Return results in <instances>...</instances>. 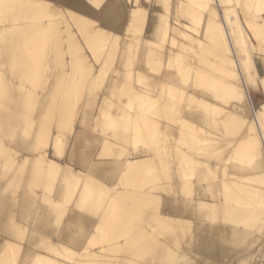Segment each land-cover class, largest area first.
I'll return each mask as SVG.
<instances>
[{"label":"bare ground","instance_id":"obj_1","mask_svg":"<svg viewBox=\"0 0 264 264\" xmlns=\"http://www.w3.org/2000/svg\"><path fill=\"white\" fill-rule=\"evenodd\" d=\"M262 143L264 0H0V264H254Z\"/></svg>","mask_w":264,"mask_h":264},{"label":"rangeland","instance_id":"obj_2","mask_svg":"<svg viewBox=\"0 0 264 264\" xmlns=\"http://www.w3.org/2000/svg\"><path fill=\"white\" fill-rule=\"evenodd\" d=\"M176 26V24H173V26ZM176 47V46H175ZM167 50H168V48L167 47H165L164 48V54H166V52H167ZM122 52V51H121ZM139 58V57H138ZM84 61V60H83ZM82 61V62H83ZM81 62V63H82ZM78 63H80V61L78 62ZM81 65H85V64H81ZM81 65L80 64H78L77 65V68L79 67H81ZM75 67H76V64H75ZM78 68V69H79ZM83 69V68H82ZM81 68L79 69V70H82ZM85 70V69H84ZM108 76H109V74H108ZM109 79V78H108ZM82 91V89L80 90V92ZM84 91V92H83ZM83 91H82V93H83V95H81V97L83 98L84 96H85V88L83 89ZM259 98H262V93L260 92L259 93ZM39 100V99H38ZM81 100H83V99H80L79 101H81ZM56 101H57V99H56ZM81 109H82V107L79 109L80 110V112H81ZM79 112V113H80ZM79 115V114H78ZM48 117V116H47ZM51 117V116H50ZM95 118H90V119H88V121H87V124L88 125H91V124H93L95 121ZM74 121V120H73ZM75 123V122H74ZM50 125V127H48V128H53V127H55L53 124L51 125V124H49ZM47 127H46V131L44 132L45 133V135L46 134H48L47 133V129H48ZM168 137V136H167ZM95 143V144H94ZM98 143V144H97ZM41 144H42V146L43 145H46V142H41ZM199 143L197 142V144H193V149L196 147L197 148V146H199L198 145ZM90 145V146H89ZM97 145V146H96ZM100 146H101V140L99 141V140H95V141H91V142H89V144H87V146H86V148L88 147L89 148V152L91 153V152H93V151H95L96 149H98V148H100ZM195 146V147H194ZM234 150V149H233ZM233 150H231V151H229V153L231 154H229L228 152L227 153H225L224 155H221L220 156V158H219V162L221 163V158L223 159L222 161V164L223 163H225L226 162V159L227 158H225V157H229L228 156V154L230 155V156H234V151ZM261 151L263 154H264V143H262V144H259V146H258V148L255 150V151H252V154L253 153H258V151ZM207 151H210L211 152V148H208L207 149ZM233 151V154L231 153ZM59 152H62L61 154H65V153H68L69 152V148H66L64 151H59ZM230 158V157H229ZM95 160H97V157H96V155L95 154H91V155H85V157L84 158H80V160H79V162H77V163H75L76 164V167H78V166H81V164H89V161H91V162H93V161H95ZM245 162V161H244ZM47 163V162H46ZM28 164H29V161L27 160V164L24 166V168L22 169V172H23V174H24V177H25V173H26V171H27V166H28ZM249 163H242L241 165H240V171L242 170V169H245V168H249ZM251 167V166H250ZM164 175V174H163ZM165 176V175H164ZM46 178H47V176H46ZM160 178V180L159 179H156L158 182L160 181V182H162V181H164V179H163V177H159ZM64 179H65V175H64V173H61V172H59L58 173V177H57V180L56 181H64ZM163 179V180H162ZM195 179V177H192V180L191 181H193ZM155 180V181H156ZM154 181V182H155ZM191 181H189V182H191ZM157 183V182H156ZM192 183V182H191ZM72 184H74L73 182H72ZM45 185L47 186V184L45 183ZM14 187H15V189L17 190V192L14 194V198H13V200H14V202H18L19 201V199H20V197H21V191H23L24 190V188H27L28 190H29V192H30V194H32L31 192H32V190H34L35 189V194H38L42 189H38V188H36V187H34L33 186V182H31V183H29V184H24L23 183V180H21V182L18 184H16V185H14ZM30 189H31V191H30ZM4 193H6V192H4ZM253 198V197H252ZM34 200V199H33ZM33 200H31V199H28V200H25V202H26V204L27 205H29V204H31L32 202H33ZM248 200H250V199H248ZM243 201H246V199L245 200H243ZM206 231V230H205ZM257 232V231H256ZM259 232V231H258ZM257 232V233H258ZM27 240V237H25V238H23V240H22V242H20V243H24L25 241ZM262 240L264 241V233H263V235H262ZM262 243V244H261ZM193 250V252L191 253V252H189L190 254H194V249H192ZM254 250H255V252H256V254H258L257 255V258H255L253 261H254V264H264V243L263 242H261V241H258L256 244H255V246H254ZM206 255H208V254H206ZM232 255H234V254H232ZM181 257H183V254H182V256ZM219 264H224L223 262H221V263H219Z\"/></svg>","mask_w":264,"mask_h":264}]
</instances>
